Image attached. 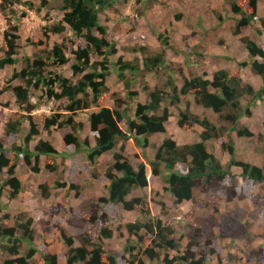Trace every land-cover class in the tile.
Segmentation results:
<instances>
[{
	"label": "trees",
	"instance_id": "16d2710c",
	"mask_svg": "<svg viewBox=\"0 0 264 264\" xmlns=\"http://www.w3.org/2000/svg\"><path fill=\"white\" fill-rule=\"evenodd\" d=\"M37 10L44 9L49 1L40 0ZM57 1V0H53ZM113 0H61L60 10L62 17L52 26H44L42 33L47 38L50 34H61L70 31L77 39L84 43H76L73 51L74 59L70 66L71 77H62L59 73L44 75L45 61L42 58H34L31 62L26 59V68L17 69L18 59L15 58L18 48V26L13 25L11 18L14 15V6L32 8L31 0H1L0 14L5 18L7 28L3 31L0 44V70L5 67L11 69L10 76L6 79L8 85L13 81H19L16 86H8L14 96V101L19 110L25 114L12 118L5 124L4 136L0 138V172L6 170V179L0 183V202L3 204L8 199L15 198L22 190L21 183L15 174V165L10 164L6 152L2 149L5 143L13 141L21 129L23 119L29 120L30 129L22 140L23 147H16L14 153L19 152L26 166H30L31 158H34V166L30 168L33 173L38 172V158L40 155L54 156L55 150L47 141L34 143V137L38 135L39 128L31 121L32 113L38 111V101H33L31 89L42 96L44 92L48 100L59 101L63 105L62 115L58 112L49 115L40 114L38 125L43 130L51 128L64 129L68 132L62 136L65 146L72 147L73 153L80 155L86 163L95 165L96 159L113 151L117 144L129 140L145 147L149 137L166 132L167 123L171 112L169 106L161 107L165 98L169 99L170 106H180L182 100L192 96L194 103L199 107L211 110L218 116L220 126H216L207 118L193 115L185 105L184 110L178 113L177 126L183 130H189L197 125L202 130L199 134V142L179 146L174 140L166 138L159 143L154 159L147 161L149 175H146L144 163L135 169L129 159L123 154L121 145L119 152L112 154V165L105 171L109 181L107 198H99L96 201H85L79 204L78 212L73 221H68L69 226L81 230L77 236H71L66 229L57 228L62 241L67 247L66 264H119L115 253H108L103 248V239H109L112 231L109 228L111 214L104 207L106 205L121 206L125 212L140 211L146 214L145 220L136 219L134 223L126 225L127 232L142 239L139 235L144 231L151 236V242L143 251L144 258L148 261L160 260L158 250H178L180 241L172 238L173 229L164 226L159 218L152 217L148 209L144 210L143 200L139 197L127 199L134 189H144L148 186V177L161 178L166 183L165 190L172 196L176 204L193 202L199 209H211L218 213L222 204L234 200H244L247 194L238 190L236 177L229 168H224L220 162L207 149V143L211 140L220 142L221 151L231 157L229 166L241 170L240 178L245 187L262 185L264 187V169L254 164L237 161L234 159V143L223 140V134L235 133L237 137H252L253 134L245 127H238L242 117L250 116V107L257 100L264 97V45L259 47L255 42L241 39L248 61L239 63V69L228 72L217 70L207 79V73L201 76L184 77L180 85L174 82L170 91L161 89L147 91L148 104H133V98L138 96L137 91L125 88V97L113 93L106 83V78L113 68L109 65L110 56H116L115 43L107 40V29L99 23L98 16L101 12L112 6ZM150 0L137 1L138 5L148 3ZM258 0H237L230 5L234 15L240 16L234 27V34L239 35L244 28L250 27L259 21L264 28V19L257 16ZM247 8L250 13H246ZM181 16L177 17L179 20ZM258 32H261L258 30ZM96 33V34H94ZM53 63L64 66L69 62L65 56L63 45H53L48 52ZM101 58L91 62V57ZM163 54L153 57H143L141 66L130 60L117 57L114 62L119 77L125 72L129 73L132 80L137 79V74L142 71L152 72L162 62ZM249 67L251 72L262 80L261 87L255 91L252 86L242 83L240 79L241 69ZM88 70V71H87ZM169 85V84H168ZM113 96V106H101L107 96ZM244 96L251 98V103L245 108L241 106ZM125 106L124 109L122 107ZM96 109L87 116L89 135L94 145L90 146L87 139L83 142L77 136V132L83 127L75 118L82 111ZM162 109L161 114L156 112ZM189 111H188V110ZM3 116L0 115V122ZM125 124V129L120 124ZM227 125V127H226ZM177 164L186 165L184 172L175 169ZM53 170L52 165H47ZM39 188L44 192L46 185ZM70 188L75 189L74 184ZM7 196V197H6ZM209 196V201L202 197ZM8 198V199H7ZM256 203V197H252ZM1 205L0 213L6 212ZM260 211L264 214L263 202L260 203ZM4 214V213H3ZM8 214V213H7ZM214 214L193 219L191 230L186 235L187 244L181 255L168 258L164 254L162 264L174 262L188 264H207L208 259L216 255L213 241L216 238L236 239L246 235L247 226L239 221L238 216L228 213L220 218ZM121 215V214H120ZM187 217H193V210ZM122 215L120 216V219ZM32 219L27 218L22 223L15 218L12 225L0 223V249L8 257L2 264H32L31 260L36 254L33 247V231L30 229ZM264 237V229H263ZM74 240L79 244L74 246ZM250 242V240H248ZM28 243L30 246L24 255L20 253V244ZM124 252L130 259L128 264H144L138 259L136 245L126 244ZM253 264H264V253L261 248L250 249L246 258ZM42 264H58L56 255L46 254L42 257ZM124 262L125 259H124ZM35 263V262H34Z\"/></svg>",
	"mask_w": 264,
	"mask_h": 264
},
{
	"label": "rangeland",
	"instance_id": "374dc122",
	"mask_svg": "<svg viewBox=\"0 0 264 264\" xmlns=\"http://www.w3.org/2000/svg\"><path fill=\"white\" fill-rule=\"evenodd\" d=\"M1 1V0H0ZM49 4L44 9L37 10L40 0H31L32 8L14 6L12 24L18 26V48L15 58L18 59L17 69L26 68V59L31 62L34 58H42L45 61L44 75L48 73H59L62 77H71L70 66L73 62V51L76 43H84L80 38L74 37L70 31L61 34H50L47 38L42 33L44 26H52L62 17L60 10L61 0H47ZM137 1L142 0H113L112 6L101 12L98 16L99 23L107 29V40L115 43L116 56H110L109 65L113 68L106 78V83L113 93L125 97V88L137 91L138 96L133 98V104H148L147 91L161 89L170 91L174 82L180 85L184 77L201 76L207 73V79L217 70L228 72L239 69V63L248 61L241 39L255 42L259 47L264 45V28L259 21L254 22L250 27L244 28L239 35L234 34L236 21L240 16L234 15L230 5L237 0H150L148 3L138 5ZM257 16L264 19V0H258ZM246 13H250L247 8ZM181 16L178 20L177 17ZM7 28L5 18L0 14V44L3 31ZM260 30L261 32H258ZM96 34V33H94ZM63 45L65 56L69 62L64 66H57L53 63L48 52L53 45ZM163 54L160 66L152 72L142 71L137 74V79L132 80L129 73L125 72L119 77L114 62L117 57L123 60H130L141 66L143 57H153ZM101 58L92 56L91 62ZM88 71V70H87ZM11 69L5 67L0 70V115L3 119L0 122V138L4 136L5 124L12 118H17L25 113L18 109L15 104L13 93L8 86L19 85V81H13L9 85L7 78ZM240 79L242 83L252 86L257 91L261 85L260 77L254 75L249 67L241 69ZM169 84V85H168ZM33 101H38V111L32 113L31 121L39 128L38 135L34 137L33 148L38 141H47L55 150L54 156L40 155L38 158V172L33 173L30 168L34 166V158H31L30 166H26L19 152L14 153L18 146L23 147L22 140L29 132V120L23 119L21 129L13 141L4 144L2 149L6 152L10 164L15 165V176L19 179L22 190L13 199L8 201L6 212L0 213V223L12 225L15 218L22 223L25 219H32L30 229L33 231V247L36 254L31 260L32 264H42V257L46 254L56 255L58 264H66V251L60 233L57 228H64L73 237L81 233V230L69 226L68 221L78 212V206L85 201H96L99 198H107L109 181L105 171L112 165V154L119 152L121 145L124 147L123 154L137 169L141 160L147 163L150 158L154 159L157 150V142L170 138L179 146L199 142L201 128L197 125L189 130L180 129L177 126L178 113L184 110L185 105L193 115L200 118H207L216 126H220L218 116L211 110L203 109L194 103L192 96L181 98L180 106H170L169 99L165 98L162 108L169 106L170 118L166 126V132L153 135L145 147L137 145L129 140L117 144L116 148L107 153L104 158L96 159V164L86 163L80 156L73 153L72 147L64 145L62 136L68 131L64 129L51 128L43 130L38 125L40 114L49 115L62 111L63 105L59 101L48 100L44 92L40 93L31 89ZM113 96H107L101 106L112 107ZM251 103V98L244 96L241 100L242 108ZM125 106L122 107L124 109ZM96 109L82 111L75 118L83 126L77 132L80 141L88 140L90 146L94 145L89 135L87 116ZM188 110V109H187ZM188 110V111H189ZM162 109L156 114L160 115ZM250 116L241 118L238 127H245L253 136L237 137L235 133H224L223 140L228 142L232 139L234 143V159L264 169V97L257 100L250 107ZM125 129V124H120ZM227 127V125H226ZM207 149L220 162L224 168H229L236 177L238 190L244 191L247 198L234 200L220 205L218 213L214 214L209 209H199L191 201L176 204L172 196L165 190L166 183L163 179L149 176L148 186L144 189H134L127 197L131 199L139 197L143 200L144 210L148 209L152 217L159 218L164 226L173 229L172 238L180 241L178 250H158L160 260L148 261L144 258L143 251L150 245L151 236L144 231L140 232L142 237L132 236L127 232L126 225L134 223L136 219H147L146 214L140 211L125 212L121 206L106 205L104 209L112 216L109 228L112 236L103 239V248L108 253H115L119 264H128L130 259L124 252L126 244L136 245L138 259L144 264H162L164 254L168 258L181 255L187 244L186 235L191 230L193 219L201 216L214 214L220 218L228 213L238 216L239 221L247 226L245 236L236 239H219L213 241L216 255L208 259L207 264H253L247 262L246 258L250 249L261 248L264 253V214L261 213L260 203L263 202L264 187L262 185L245 187L240 178L241 170L237 167H230L231 157L221 151L220 142L211 140L207 143ZM140 155V156H138ZM47 165H52L49 170ZM175 169L179 172L186 170V165L177 164ZM6 170L0 172V183L6 179ZM47 186L43 192L39 185ZM74 184L75 189L70 188ZM7 197V196H6ZM209 197V196H208ZM207 196L202 198L209 201ZM256 197V203L252 202ZM193 210V217H187V213ZM4 213V214H3ZM8 213V214H7ZM122 218L120 219V216ZM73 219V220H72ZM250 240V242L248 241ZM20 253L25 254L29 248L28 243H19ZM79 244L74 240V246ZM8 257L0 249V264ZM124 259L126 262H124ZM35 262V263H34ZM78 264V263H76ZM172 264H188L174 262Z\"/></svg>",
	"mask_w": 264,
	"mask_h": 264
},
{
	"label": "crops",
	"instance_id": "0c3cea01",
	"mask_svg": "<svg viewBox=\"0 0 264 264\" xmlns=\"http://www.w3.org/2000/svg\"><path fill=\"white\" fill-rule=\"evenodd\" d=\"M151 137H152V136H150L149 139H150ZM160 142H161V140H159L155 146H158ZM105 156H107V154L103 155L102 157L104 158ZM138 156H140V155H138ZM102 157H101V158H102ZM127 158H128V156H127ZM151 159H152V158H150L149 161H150ZM141 162H143V161L141 160ZM131 164H132V163H131ZM144 164H145V163H144ZM132 166H133V164H132ZM145 167H146V175L148 176V175H149V167H148L147 164H145Z\"/></svg>",
	"mask_w": 264,
	"mask_h": 264
},
{
	"label": "clouds",
	"instance_id": "9594fccd",
	"mask_svg": "<svg viewBox=\"0 0 264 264\" xmlns=\"http://www.w3.org/2000/svg\"><path fill=\"white\" fill-rule=\"evenodd\" d=\"M142 163H144V162H142ZM145 164H146V163H145ZM145 164H144V165H145ZM147 165H148V164H147Z\"/></svg>",
	"mask_w": 264,
	"mask_h": 264
}]
</instances>
